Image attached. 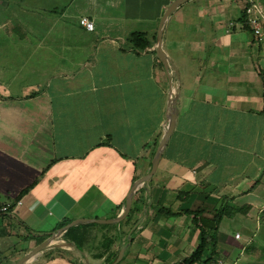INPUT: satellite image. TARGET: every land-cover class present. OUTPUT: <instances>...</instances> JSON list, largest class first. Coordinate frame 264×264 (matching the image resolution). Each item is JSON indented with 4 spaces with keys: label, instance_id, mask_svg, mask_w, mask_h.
<instances>
[{
    "label": "crops",
    "instance_id": "obj_1",
    "mask_svg": "<svg viewBox=\"0 0 264 264\" xmlns=\"http://www.w3.org/2000/svg\"><path fill=\"white\" fill-rule=\"evenodd\" d=\"M172 1L0 0V201L11 204L0 264L50 236L23 264H180L200 241L186 210L211 219L226 203L246 212L223 217L203 258L256 257L244 249L264 242V46L243 24L246 0H188L164 26L168 72L155 47ZM171 84L174 129L127 215L67 235L75 219L122 214L164 134Z\"/></svg>",
    "mask_w": 264,
    "mask_h": 264
},
{
    "label": "water",
    "instance_id": "obj_2",
    "mask_svg": "<svg viewBox=\"0 0 264 264\" xmlns=\"http://www.w3.org/2000/svg\"><path fill=\"white\" fill-rule=\"evenodd\" d=\"M188 0H173L168 7L166 8V10L163 12L160 20H159V24L157 27V33H156V55L158 57V59L162 62V64L164 65V67L166 68V70L169 72L170 69H173V63L172 61L168 58V56L166 55V53L164 52L163 48H162V35H163V30H164V26L166 24V21L168 19V17L171 15V13L178 8L182 3L186 2ZM173 75H176L175 70L173 71ZM171 78V75H170ZM175 88L174 86L171 84L170 86V90H169V106H168V115H167V126L165 128L164 134L154 152V155L152 157L151 160V167L149 172L142 176L141 178H139L138 180H136L128 195L126 198V203H125V207L124 210L122 212V214L114 219H75L73 221H71L70 223H68L65 227H63L62 230L67 229L79 222H98V223H109V222H114V221H120L121 219H123L127 213L129 212L130 209V204H131V200H132V196L134 193V190L141 184H143L144 182H147L151 176L154 174V172L156 171V168L158 166V162L161 158L162 155V150L163 147L165 146L168 137L170 135V133L172 132V130L174 129V124H175V119H176V115H177V109H176V94H175ZM52 236H50L49 238L43 240L42 242H40V244H38L36 247H34L29 253L25 254L24 256H22L21 258H19L15 264H23L24 262H26L29 258H31L33 255H35L36 253H38L40 250H42L44 247H46L50 241L52 240ZM121 254L119 255L120 259Z\"/></svg>",
    "mask_w": 264,
    "mask_h": 264
},
{
    "label": "trees",
    "instance_id": "obj_3",
    "mask_svg": "<svg viewBox=\"0 0 264 264\" xmlns=\"http://www.w3.org/2000/svg\"><path fill=\"white\" fill-rule=\"evenodd\" d=\"M243 18L242 21L244 26L249 28L245 13L243 15ZM128 39L140 48H146L150 44V41L146 38L145 34L140 32L130 33ZM164 212L169 215H178L182 213L181 211L173 212L170 210H164ZM186 212L193 215L194 224L200 230V241L190 257L185 259L180 264H193L195 262L207 264L209 261L214 260V258H212L211 256L205 259L203 257L206 254L208 244L216 245L217 243L218 227L221 220L225 216L233 217L236 213H245L246 211H244L241 207L234 205L233 203H226L211 219L201 216L200 211L186 210ZM262 217L264 218V215H262ZM72 230L73 227H70L69 229H67L66 234H71ZM251 260L252 261L245 262L244 264H264V249L263 254L259 259Z\"/></svg>",
    "mask_w": 264,
    "mask_h": 264
},
{
    "label": "built area",
    "instance_id": "obj_4",
    "mask_svg": "<svg viewBox=\"0 0 264 264\" xmlns=\"http://www.w3.org/2000/svg\"><path fill=\"white\" fill-rule=\"evenodd\" d=\"M244 13L246 20L251 29V32L255 38V41L264 46V7L257 0H246L244 7ZM79 24L85 27L87 30L93 29V22L86 16H82L78 20ZM17 203H20L18 201ZM11 210V204L9 202L0 201V215L8 214ZM235 237H239L238 234ZM207 264H225L222 259H214Z\"/></svg>",
    "mask_w": 264,
    "mask_h": 264
},
{
    "label": "rangeland",
    "instance_id": "obj_5",
    "mask_svg": "<svg viewBox=\"0 0 264 264\" xmlns=\"http://www.w3.org/2000/svg\"><path fill=\"white\" fill-rule=\"evenodd\" d=\"M261 5L263 4L264 5V0H257ZM262 2V3H261ZM262 5V6H263ZM264 7V6H263ZM237 227V225H234V228H236ZM233 231V230H232ZM249 244V246H247L245 249H244V253L246 252V253H249L250 254V251L253 253V254H255L256 255V257H253V259L254 260H256V259H259L260 258V256L263 254V249H264V242L263 243H261L262 245H260V243L258 244V243H256V240L254 241V242H252L251 244L250 243H248ZM247 244V245H248ZM257 244V245H256ZM246 246V245H245ZM244 256V255H243ZM233 258L234 257H230V258H223V257H221V258H218V259H222L226 264H229L230 262H232L233 261ZM241 262V261H240ZM239 262V264H244L243 262L242 263H240Z\"/></svg>",
    "mask_w": 264,
    "mask_h": 264
}]
</instances>
